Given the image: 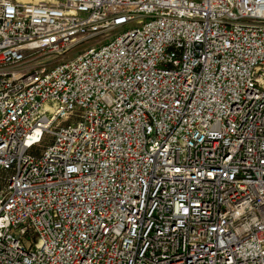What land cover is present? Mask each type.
Returning <instances> with one entry per match:
<instances>
[{
    "label": "built area",
    "instance_id": "built-area-1",
    "mask_svg": "<svg viewBox=\"0 0 264 264\" xmlns=\"http://www.w3.org/2000/svg\"><path fill=\"white\" fill-rule=\"evenodd\" d=\"M0 264H264V0H0Z\"/></svg>",
    "mask_w": 264,
    "mask_h": 264
},
{
    "label": "rangeland",
    "instance_id": "rangeland-1",
    "mask_svg": "<svg viewBox=\"0 0 264 264\" xmlns=\"http://www.w3.org/2000/svg\"><path fill=\"white\" fill-rule=\"evenodd\" d=\"M81 51H82V48H80V49H78V50L72 52V55H75V54H77L78 52H81Z\"/></svg>",
    "mask_w": 264,
    "mask_h": 264
}]
</instances>
